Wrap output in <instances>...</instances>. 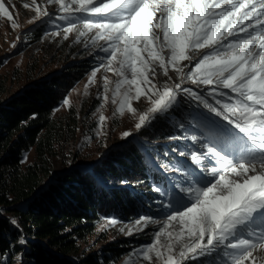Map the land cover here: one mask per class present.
<instances>
[{
	"label": "snow or ice",
	"instance_id": "obj_1",
	"mask_svg": "<svg viewBox=\"0 0 264 264\" xmlns=\"http://www.w3.org/2000/svg\"><path fill=\"white\" fill-rule=\"evenodd\" d=\"M22 7L35 13L29 23L50 22L53 35L76 33L85 49L102 53L89 84L101 69L117 79L110 87L103 77L96 112L110 98L114 115L132 114L139 131L189 105L177 126L187 124L196 134L183 138L203 150L180 151L188 159L159 166L174 175L153 185L166 199L164 219L135 250L141 264H264V0H30ZM0 16L18 26L3 0ZM141 98L143 111L133 106ZM106 119L101 112V132ZM149 223L157 221L142 216L136 226ZM18 243H27L22 234Z\"/></svg>",
	"mask_w": 264,
	"mask_h": 264
},
{
	"label": "trees",
	"instance_id": "obj_2",
	"mask_svg": "<svg viewBox=\"0 0 264 264\" xmlns=\"http://www.w3.org/2000/svg\"><path fill=\"white\" fill-rule=\"evenodd\" d=\"M47 23L32 35L44 37ZM96 61L86 56L0 103V253L4 264H21L17 259L21 255L25 264H114L150 240L140 233L111 241L101 250L86 247L106 215L132 221L144 213L160 212L164 197L153 191V185L167 174L157 170L137 140L126 142L93 166L57 170L61 145L78 136L82 121L76 112L61 118L54 112ZM172 113L141 132L147 151L159 154L162 164L178 160L177 153H169L162 141L177 134L169 147L182 151L187 145L175 122L183 117L182 107ZM32 149L36 156L26 163L25 154ZM12 219L18 221V228L10 223ZM21 234L27 241L24 245L18 243Z\"/></svg>",
	"mask_w": 264,
	"mask_h": 264
},
{
	"label": "rangeland",
	"instance_id": "obj_3",
	"mask_svg": "<svg viewBox=\"0 0 264 264\" xmlns=\"http://www.w3.org/2000/svg\"><path fill=\"white\" fill-rule=\"evenodd\" d=\"M6 7L13 14L15 23L18 25L15 29L11 27V22L6 17L0 16V103L6 101L12 96L22 92L27 87L40 82L44 78H48L74 65L84 57H93L98 53V49L89 47L85 49L83 46L84 40L80 42L76 41V33L69 34V38L65 40L63 33L60 35H53L58 29L55 25L48 22V30L44 37L38 39L33 36L32 33L38 29L43 23L35 22L29 23L28 21L35 15L31 9H24L22 4L30 0H11L9 4L8 0H3ZM55 6H49V10L53 12V15H58L55 12ZM46 23V22H45ZM57 25H64L63 21H56ZM91 34H89L90 38ZM103 43V42H100ZM15 44V47L12 45ZM187 63V62H185ZM98 60L96 61V66ZM95 66V67H96ZM93 67L83 78L73 85L70 92L65 98H68L69 105H60L55 110V116L58 118L66 117L72 112L78 113L81 117V129L76 138L71 141L65 142L61 145L60 152L56 156L57 170L65 171L73 169L79 166H93L95 163L104 160L118 147H122L126 142L131 140H137L148 153L149 160L152 164L162 165L160 162L159 154L157 156L151 155L148 150V146L144 145L141 141L142 131L145 127L139 131L135 129L134 124L136 120L132 114L125 112L123 115L115 114L116 105L111 103V99L104 104L101 109L102 114L107 118L103 125V130L97 127V121L101 112H96L97 107L103 102V77L107 75L113 84L110 87H114V82L117 79L111 72L106 73L103 69L99 71L95 77V82L89 84L90 74ZM173 79L175 80L174 74ZM166 78L162 75L159 77V81L163 83ZM86 85L87 91H86ZM187 86V85H186ZM98 97H101L98 99ZM111 97V93H109ZM133 106L139 111H143L147 108L148 103L141 98L140 102H133ZM183 116L187 114L189 110L188 104L182 106ZM170 113V112H169ZM171 115L173 113L171 112ZM175 120V119H174ZM181 119L175 120L176 123ZM151 125V124H150ZM149 126V125H148ZM125 131H130L132 135L129 137H123L122 134ZM191 136L194 133L186 124L185 128H181L179 135ZM177 134L172 137L176 138ZM174 138V139H175ZM174 139H156L158 142H163L166 150L169 153H179L176 149L174 152L170 148V141ZM184 139V138H183ZM148 141L147 139H145ZM149 142V141H148ZM187 144L186 148L182 151L190 153L192 151H202L198 143H193L190 139H184ZM35 151H31L25 154V162H31L35 158ZM188 159L187 156L181 157L178 155V160L173 162H166V164H175L177 161H183ZM164 171V169L161 167ZM168 175H174L173 172H166ZM116 183L117 182H113ZM158 184V183H156ZM166 199L164 198V201ZM146 216L152 217L157 223H149L147 226H136L138 218ZM117 221L116 224H110L111 220ZM164 219L161 208L158 213H144L132 221H126L121 219L115 214L104 216L100 221L98 227V233L90 237L86 242L87 249L101 250L106 247L111 241H120L124 238L136 236L143 233L150 237L148 242L140 246L134 247V249L122 257H120L114 264H125V261L131 260L132 264H141V258L137 251L143 246L149 244L153 238V234L160 227V222ZM124 229V231H121ZM131 229V234H128V230ZM250 239H255V236H249ZM259 254V253H258ZM25 255L20 256L21 264H25Z\"/></svg>",
	"mask_w": 264,
	"mask_h": 264
}]
</instances>
